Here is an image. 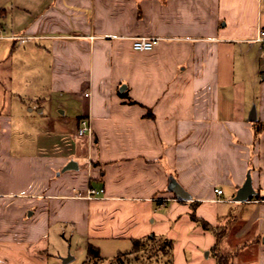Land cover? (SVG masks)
Returning <instances> with one entry per match:
<instances>
[{
	"label": "crops",
	"instance_id": "crops-1",
	"mask_svg": "<svg viewBox=\"0 0 264 264\" xmlns=\"http://www.w3.org/2000/svg\"><path fill=\"white\" fill-rule=\"evenodd\" d=\"M260 27L264 0H0V264H52L61 221L100 251L158 235L172 264H217L191 212L215 225L219 203L240 207L246 264H264ZM141 35L153 51L133 49ZM249 171L257 194L237 201ZM90 186L104 192L76 196Z\"/></svg>",
	"mask_w": 264,
	"mask_h": 264
},
{
	"label": "rangeland",
	"instance_id": "rangeland-1",
	"mask_svg": "<svg viewBox=\"0 0 264 264\" xmlns=\"http://www.w3.org/2000/svg\"><path fill=\"white\" fill-rule=\"evenodd\" d=\"M70 109L65 118H63L68 122L71 120L70 115L72 110ZM31 120L34 119L26 118L27 122ZM70 128H66V130H70ZM32 131V129L26 130V138L31 139ZM218 205L220 213L219 219L215 223L217 232L212 229H206L198 223L204 230L215 236L216 239L214 247L211 246L212 248H206L201 245L200 250L203 253V259L206 262L209 260H215L216 262V254H223L227 258V264H232L231 261L236 264H246V260L252 259L255 252L251 250L244 251L242 246L244 242L236 240L235 232L242 221V216L238 213L240 207L235 206L233 210L234 214L228 215L229 206L225 203H219ZM160 239L161 237L157 235L156 241H153V243L159 242ZM45 240L48 242V245L43 254L48 255V260L52 264H169L170 257L172 258V256L165 255L161 250L149 256L146 249H144L140 253L132 252L128 255L125 254L119 259L117 256L118 251L121 250L123 253L130 252L132 246L129 245L128 247L127 242L110 240L109 242L104 241L102 243L104 245H102L101 258L98 260L88 259V246L86 245L85 236H81L75 226L66 221H61L51 227L45 236ZM232 252L233 254H231ZM67 258L72 259L65 262Z\"/></svg>",
	"mask_w": 264,
	"mask_h": 264
},
{
	"label": "trees",
	"instance_id": "trees-1",
	"mask_svg": "<svg viewBox=\"0 0 264 264\" xmlns=\"http://www.w3.org/2000/svg\"><path fill=\"white\" fill-rule=\"evenodd\" d=\"M127 91L121 92V95L126 96ZM131 102H135L134 100L130 99ZM191 218L198 223H200L206 229H212L217 232V226L212 225L209 221L204 219L203 217L198 216L196 212V205H193V211L191 212ZM156 241V235H151L146 238H137L133 239V248L130 252L127 253H118L117 256L119 259L125 255L132 252L140 253L144 249H146L149 256L155 254L158 250H161L165 255L172 256L173 252V240L169 238L161 237L160 241L157 243H153ZM152 243V244H151ZM152 250V251H151ZM151 251V252H150ZM151 253V254H150ZM88 259H95L98 260L101 258V251L100 248L92 243L88 244ZM217 264H227V258L223 254H216ZM169 264H172V258L170 257Z\"/></svg>",
	"mask_w": 264,
	"mask_h": 264
},
{
	"label": "built area",
	"instance_id": "built-area-1",
	"mask_svg": "<svg viewBox=\"0 0 264 264\" xmlns=\"http://www.w3.org/2000/svg\"><path fill=\"white\" fill-rule=\"evenodd\" d=\"M255 40L260 42L263 47V55H264V27H260L258 29V33L256 35ZM160 38L156 36H149V35H141L137 36L132 39V47L136 51H145V52H150L155 49L157 44L159 43ZM86 97L90 96V91H86L84 93ZM91 120L89 117H84L83 119L80 120V125L79 128L77 129V135L78 136H83L85 134H90L91 135ZM104 192V189H97L93 186H90L85 192L79 191L77 192L76 196L78 197H86V198H91L95 197L101 193ZM215 193L218 196H221L223 194V190L220 188L215 189Z\"/></svg>",
	"mask_w": 264,
	"mask_h": 264
},
{
	"label": "water",
	"instance_id": "water-1",
	"mask_svg": "<svg viewBox=\"0 0 264 264\" xmlns=\"http://www.w3.org/2000/svg\"><path fill=\"white\" fill-rule=\"evenodd\" d=\"M125 85H122L120 90H124ZM77 167V162L74 160H71L67 165L63 168V170L67 169H72ZM169 188L173 190L176 194V196L179 199H191V195L188 191H186L180 184L179 182L174 178H170V184ZM257 194V191L253 187V181L251 177V172L249 171L247 173V178L243 185L238 189L235 200L237 201H246L248 200L251 196ZM71 258L65 259V262L69 261Z\"/></svg>",
	"mask_w": 264,
	"mask_h": 264
}]
</instances>
